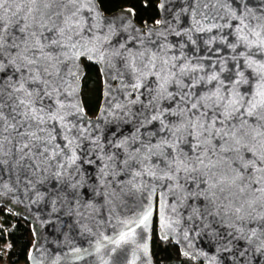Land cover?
Returning a JSON list of instances; mask_svg holds the SVG:
<instances>
[{
  "label": "water",
  "instance_id": "obj_1",
  "mask_svg": "<svg viewBox=\"0 0 264 264\" xmlns=\"http://www.w3.org/2000/svg\"><path fill=\"white\" fill-rule=\"evenodd\" d=\"M93 2L95 10L89 11L86 7L80 15L84 18L95 16L100 39L84 42L89 47L94 44L101 50H107L104 62L88 59L81 49V55L75 60V64L68 60L66 64L60 65L61 73L68 65H73L78 70L77 76L68 78L71 82L69 91H73L68 99L79 105L83 111L76 110L66 119L76 125L69 137H77L70 147L75 148L80 157L76 161L79 170L76 171L74 165L68 173L60 176L53 175L55 169L44 171L43 168L38 171L33 169L34 174H30L22 167L28 163L27 160L13 168L16 160L14 147L13 154L4 157L8 163L3 167L8 172L0 174V208L30 224L34 241L28 256L29 264H156L152 255L154 231L162 242L172 241L182 255L201 264H264V232L257 229L253 236L251 231L257 224H264V221L253 219L261 212L259 204L253 209L245 206V211L239 214L245 216V219L239 220L234 213V206L223 208L220 207V201L215 205L209 203V193H201L205 185L201 183L196 187L197 179H203L200 172L188 173V177L196 179L181 178L175 187H169L174 181L143 175L144 165L150 171H155L157 176L161 174L164 163L161 162L159 167L153 166L157 161H163V157L151 155L150 161H137L142 160L147 145H156L161 137L170 135L167 128L158 131L161 127L160 121L150 120L149 117L175 105L179 97L167 98L161 95L149 103L144 91L148 87L155 89L154 77L149 76L138 90L120 88L118 79H110V74L115 69L109 65V58L111 57L116 68L122 63L120 57L112 56V52L116 51L113 46L117 42L125 44L126 47L120 49L124 52L137 44L139 36L144 41L143 44H137L139 48L149 47L157 51L158 55L174 59L177 65L187 61L190 67L202 66V70L183 76L184 84H188L194 76L204 77L192 88V92L211 89L216 81L206 83L207 75L215 73L223 80L234 75L235 64H239L241 70L244 65V59L235 55L243 46H238L235 52L228 47L236 40L235 35H228L233 29L213 28L208 31L205 24L204 31H190L193 0H160V23L144 25L135 21L132 9H122L106 15L98 0ZM228 5L221 7V4H217L216 10L223 13L226 19L233 9L239 15L235 0H228ZM245 5L251 8L246 20L264 12V0H245ZM208 11H212L211 6ZM109 21H112V25L108 24ZM87 23L92 21L88 20ZM219 23L223 24L224 21ZM231 23L235 25L237 21L232 20ZM16 27L18 25H13L10 29L13 34H17ZM149 29H153L151 35H143ZM45 34L51 35L47 32ZM84 35L86 38L90 35L86 28ZM105 36L106 40L103 39ZM212 37L215 39H211ZM149 40L162 44L161 48L157 50L156 44L149 45ZM132 54H136V49H133ZM7 60L5 58L0 79L10 75L12 81H15L24 69L21 67L20 72H15V66L9 65ZM84 61L96 65L102 78V100L94 117L87 114L82 99L83 80L86 75ZM139 62L138 59L137 63ZM17 64H21L19 59ZM209 65L215 67L210 68ZM244 75L248 76L249 72L245 71ZM128 81L126 74L124 82ZM248 86H240V91L243 92ZM26 87L38 85L29 83ZM175 87L176 85L169 84L168 91H174ZM129 91L132 95L126 97L124 93ZM137 91L140 93L138 99ZM154 95L155 91L148 93V96ZM60 99L63 100L64 97L61 96ZM125 100L128 101L127 104ZM132 100L137 102L133 104ZM45 102L51 103L50 100ZM118 102L120 107H115ZM154 105H158V108ZM66 110L72 113V109ZM4 111L7 115L9 109L6 107ZM163 119L171 128L170 121L180 117L164 114ZM77 127L85 129L82 134H77ZM12 143L15 145V140ZM54 143H61L63 146L59 135ZM213 143L218 147L219 141ZM245 144L247 148L244 147ZM208 147L211 148V145ZM236 147L240 149L239 153L225 151L220 154L224 157L223 167L231 164L236 168L240 161L228 159L229 157L242 155L244 160H248L252 155L248 148L260 149V145L251 141L250 137H245ZM7 148L8 144L5 142V150ZM137 148L140 152H136ZM179 148L187 151V146L183 143ZM157 151L159 149L153 148V152ZM164 151L167 153L171 149L165 148ZM188 155L191 156L192 152H188ZM129 156L135 159L122 165L121 160ZM136 171H141L142 174L133 178ZM180 175L184 177L185 173ZM213 207L216 214L210 215ZM149 212L151 214L148 220L141 223ZM245 212H251V216H246ZM122 236L124 239H121Z\"/></svg>",
  "mask_w": 264,
  "mask_h": 264
},
{
  "label": "snow or ice",
  "instance_id": "obj_2",
  "mask_svg": "<svg viewBox=\"0 0 264 264\" xmlns=\"http://www.w3.org/2000/svg\"><path fill=\"white\" fill-rule=\"evenodd\" d=\"M235 2L239 15L233 9L226 19L223 13L216 10V6L221 4V7H228V0H224L223 4L221 0H193L190 13L192 25L189 29L204 31L205 24L208 31L213 28L233 29L228 35H235L236 40L228 47L235 52V49L242 45V50L235 55L244 59L242 70L239 64L233 66L234 75L221 80L215 73L209 74L206 83L216 81L213 87L201 89L199 93L192 92V88L204 77L194 76L188 84H184L183 76L202 70V66L190 67L187 61L177 65L174 59L158 55L157 51L149 47L139 48L137 44H143L144 41L138 36L137 44H133L132 48H127L124 52L120 49H124L125 44L117 42V45L113 46L116 51L112 52V56L120 57L122 63L116 68L111 57L109 58V65L115 69L110 74V79H118L120 88L138 90L143 87V82L149 76L154 77L155 89L148 87L144 91L149 103L161 95L167 98L179 97L175 105L157 111L149 117L150 120L160 121L161 127L158 131L167 128L170 135L161 137L156 145H147L142 160L137 161H150L151 155L163 157V161H157L153 166L159 167L163 162L161 174L157 176L155 171H150L148 166L144 165L143 175L174 181L169 187H175L181 178L196 179L188 177V173L200 172L203 179H197L196 187L201 183L205 185L201 193H209L211 205L220 201V207L234 206L236 218L244 220L245 216L239 214L245 211V206L247 209H253L259 204L261 212L253 219L264 221V12L246 20L251 8L245 5V0ZM209 6L212 11H208ZM86 7L89 11H94L93 0H0V71L4 69L5 58H8L9 65L15 66V72H20L21 67L24 69L15 81H12L10 75L0 79V174L8 172V169L3 167L8 163L4 157L13 154V147L16 156L13 168L20 165L21 161L27 160L28 163L22 167L30 174H34L33 169L38 171L43 168L44 171L55 169L53 175L60 176L68 173L80 158L75 148L70 147L77 137L70 138L69 133L76 125L66 119L76 110L83 111L79 105L68 99L73 95V91H69L71 82L68 78L77 76L78 70H75L73 65H68L61 73L60 65L66 64L68 60L75 64V60L81 55V49L88 59L104 62L107 50H101L94 44L89 47V44L84 42L100 39L95 16L84 18L80 15ZM88 20L92 23H87ZM221 20L224 21L223 24L219 23ZM232 20L237 23L233 25ZM108 24L112 25V21ZM13 25H18L15 28L17 34L10 31ZM85 28L90 34L87 38L84 35ZM152 31L153 29H149L143 35L150 36ZM46 32L51 35H46ZM103 39L106 40L107 36ZM148 44L156 42L149 40ZM161 46L162 44H156L157 50ZM133 49H136L135 55L132 54ZM17 59L21 64H17ZM245 71L249 72L248 76L244 75ZM126 74L129 77L128 83L124 82ZM29 83L38 87L27 88ZM169 84L176 85L174 91H168ZM242 85L249 86L241 92ZM151 91H155L156 95L148 96ZM124 95L131 96L132 92H126ZM139 95L137 91V99ZM61 96L64 97L63 100L60 99ZM46 100L51 103H46ZM136 102L137 100L131 101L133 104ZM127 103L125 100V104ZM6 107L9 109L7 115L4 111ZM115 107H120L119 102ZM154 107L158 108V105ZM66 109H72V113ZM164 114L179 116L180 119L170 121L172 127L169 128L163 119ZM84 130L77 127V134H82ZM57 135L63 146L61 143H54ZM245 137L256 141L260 149L248 148L252 153L248 160H244L242 155L229 157L228 159L240 161L236 168L231 164L223 167L224 157L220 154L225 151L239 153L240 149L236 146L240 145ZM213 141H219L218 147ZM5 142L8 144L7 150ZM182 143L187 146V151L179 148ZM244 147L247 148V144ZM153 148L159 151L153 152ZM165 148L171 151L165 153ZM136 152H140V149L137 148ZM188 152H192V155L189 156ZM85 159L87 160V156ZM131 159L135 157H126L121 160V164L127 165ZM249 168L251 171H248ZM75 170H79V165H76ZM181 173H185V176L181 177ZM141 174V171H136L133 178ZM150 214L149 212L145 215L141 223L148 220ZM209 214H216L215 207ZM245 215L251 216V212H245ZM257 229L264 232V224H257L256 228L251 230L253 236L256 235Z\"/></svg>",
  "mask_w": 264,
  "mask_h": 264
},
{
  "label": "trees",
  "instance_id": "obj_3",
  "mask_svg": "<svg viewBox=\"0 0 264 264\" xmlns=\"http://www.w3.org/2000/svg\"><path fill=\"white\" fill-rule=\"evenodd\" d=\"M159 2L160 0H98L106 15L122 9H132L135 21L140 25L157 23L160 18ZM83 64L86 75L82 99L87 114L94 117L102 100V78L96 65L85 61ZM33 241L30 224L0 208V259L7 258L11 264H29L28 256ZM152 255L156 264H201L182 255L172 241L162 242L156 231L153 234Z\"/></svg>",
  "mask_w": 264,
  "mask_h": 264
},
{
  "label": "built area",
  "instance_id": "obj_4",
  "mask_svg": "<svg viewBox=\"0 0 264 264\" xmlns=\"http://www.w3.org/2000/svg\"><path fill=\"white\" fill-rule=\"evenodd\" d=\"M0 264H11L7 258L5 259H0Z\"/></svg>",
  "mask_w": 264,
  "mask_h": 264
}]
</instances>
